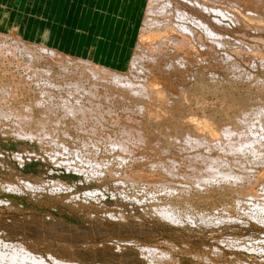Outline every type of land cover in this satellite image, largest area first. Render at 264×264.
Listing matches in <instances>:
<instances>
[{"label":"rangeland","instance_id":"rangeland-1","mask_svg":"<svg viewBox=\"0 0 264 264\" xmlns=\"http://www.w3.org/2000/svg\"><path fill=\"white\" fill-rule=\"evenodd\" d=\"M140 1L143 5L141 20L138 21L139 34L134 39L136 43L127 57V63H123L120 68L108 66L112 69H105L110 73L116 70L126 75L133 74L139 84L153 80L154 76L160 77L159 84L155 88L164 92L162 98L154 96L150 98L149 94L145 97L142 93L132 96L128 91L125 90V93L120 88L118 91V88L114 87L112 91L113 93L116 91L115 98L111 94L106 95V97L110 95L108 100L105 95L95 97V108L98 105L100 107V110L96 108L97 112H95L99 115L102 113V116L98 114V117L89 116L81 122L71 117L67 121L62 119L64 121L59 124L47 120L46 124L49 126H44L42 129L39 127L40 130L37 131L42 134L44 131L45 135H49L44 143L36 137L19 138L15 135L18 125L10 124L11 121L4 118L3 125L7 127L0 128V247L6 249L10 245L21 244L28 252L42 258L48 264H264V212H260L256 203L243 193L245 190H241V184L235 185L232 176L230 181L223 179L224 173L231 172L232 169V173L234 171L240 173L245 172L247 168L248 171L251 170L252 173L249 174L255 183L245 181L243 188L247 191L252 188L257 196L264 195V177H258V173L264 169L263 161L261 162L263 159L260 160L250 151H246L247 154L245 153L243 157L242 153L234 152V148L232 150L233 145L240 142L238 138L240 136L253 140L264 137V112L258 111L259 108L264 109V24H262L264 14L261 15L262 18L257 17L261 11L264 13V0L259 1L260 10L247 4L245 0L243 2L234 0L238 4L233 0H203V2L202 0H157L152 3V7L157 8L159 5L160 8L154 14L148 11L150 2L154 0ZM200 2L206 8H202ZM3 4L9 7L13 16L19 13L22 22L26 13L32 12L31 8L28 10L26 8L29 6V0H23L22 6L19 0H0V9ZM223 7L225 11H221L225 14L228 11L227 16L220 12V8ZM247 19L253 20L250 22ZM192 20H199L202 24L199 25L197 21ZM99 22L96 24L103 25V22L102 24ZM166 24L175 26L176 34L183 33V29L178 26L185 25L186 28L194 30L198 38L197 43H194L195 52H198L196 59L184 60L183 51L161 40H155L152 48L140 43V36L144 30L154 27L164 28ZM204 24L214 33L216 32L218 35H215L216 33L213 35L218 37L207 35L204 32L206 29L202 26ZM29 31L31 33V30ZM13 33L0 22V34L14 35ZM212 36L215 39L211 38ZM0 40L2 45L13 42L1 35ZM20 41L30 46L45 44L23 35L20 36ZM6 53L11 55L10 58ZM6 53H0V82L4 86L11 87V94H16L7 99V102L10 100L8 104L16 108V111L25 112L19 115L26 117L28 126L32 123L31 121L28 123L33 118L32 115H44L39 114L37 109L38 107V111L44 109L47 103L45 100H49V96L45 95H49L52 88L43 84L44 81H41L40 86L34 83L32 78L24 82V75H27V79L31 73L32 75L37 73L31 72L30 68L39 70L36 64V66L30 65L32 63L27 53L24 55L19 52ZM76 54L66 55L73 57L69 70L74 72L77 70L78 73L79 70L84 71V68L79 67L77 58L81 57ZM137 54L140 58L136 57ZM44 57L49 63L45 59L43 63L41 62V67L47 63L54 66V69L60 70L56 67L59 65L58 57L51 58L48 55ZM135 57L136 62L132 64ZM61 71L63 74L58 75L53 70L54 75L59 76L56 75L57 80H60L57 84L65 85L69 80L73 81L70 77L72 74L66 75L65 70ZM17 79L20 82H16ZM93 80H88L86 84L94 82L102 85V81ZM44 88L50 91L45 89L40 99ZM155 88L150 92L155 93L157 91ZM121 91L125 93L124 96ZM53 95L55 100L58 98L54 102H60L58 97L60 94L58 93L57 96L54 92ZM118 95H121V98ZM36 99L39 100L38 103L44 100L43 104L34 107L33 103L37 102ZM101 99L103 102H100ZM101 103L105 104L101 106ZM28 106L32 107L31 110H24ZM110 106L113 109H110L111 111L108 109ZM252 106L254 109H251ZM245 113L249 114L248 124L255 121L252 124L254 127L243 122L242 115ZM255 113L258 115L256 114L252 119ZM53 114L63 116L64 112L60 110ZM199 120L201 122L206 120L210 127L202 128ZM34 125L36 124L32 123L30 127L36 132L37 127ZM135 127L137 130L133 129ZM8 128L14 133L10 134ZM8 130L9 132H6ZM211 130L218 131L219 137L212 138ZM234 130L235 132L237 130L238 134L233 133ZM229 131L232 132L228 133ZM249 131L256 135H251ZM35 132L34 134H37ZM137 132L142 137L138 138ZM239 134L240 136H237ZM263 137L259 142L257 141L259 144L256 143L259 145L257 146L259 153L262 151V154H264ZM61 139V143L65 142L68 148L62 147V150H60L61 146L58 148L56 143ZM121 139H125V142H122L128 146L127 153L121 148L115 151L111 147L110 143L121 142ZM139 139L141 141H138ZM229 144L231 149L227 146ZM98 146L100 151L93 148ZM57 148L58 152H56ZM93 152H98V155L89 156L90 159L94 158L98 160L97 162L101 159L105 160L106 168L110 167L112 170L111 175L107 173L104 165L99 166L96 172L95 167L90 162H86L89 154L94 155ZM118 152L126 153L125 155L121 153L122 157L126 156L125 162L122 161V157L119 158ZM16 154L19 157L15 156ZM253 156L255 159L252 158ZM212 160L215 161L214 164H211ZM207 165L214 167L217 172L216 178L209 184L204 182L195 184L198 175L209 171ZM173 166H176L174 169L177 168L175 169L176 172L178 171L177 174ZM191 166L193 168H190ZM132 169L135 171L144 169L155 178L153 182L166 180L171 183L168 186L183 189L179 191L180 196L176 195L177 199L174 198L179 210L182 211L180 222H173L157 211L159 197L162 194L164 199L166 197L162 191L161 194L155 192L165 186H161L160 183L152 185L144 182L139 186H133L122 180L126 172ZM195 170L197 172L200 170L202 174L200 172L198 174ZM171 171L174 172L172 176ZM178 173L183 175L180 176ZM194 173H197L195 177H193ZM13 186H16L15 189ZM167 200H171L170 197ZM190 210L192 213L189 212ZM204 215L206 221L201 220Z\"/></svg>","mask_w":264,"mask_h":264},{"label":"bare ground","instance_id":"bare-ground-1","mask_svg":"<svg viewBox=\"0 0 264 264\" xmlns=\"http://www.w3.org/2000/svg\"><path fill=\"white\" fill-rule=\"evenodd\" d=\"M155 1H157V0H154V2L152 1V2H150V5H149V7H148V11H149V13H155V12H158V9L160 8L159 7V5H157V3L155 4V6L157 5L158 7L156 8H154V7H152V3H155ZM205 1V0H204ZM221 1V0H220ZM234 1V0H233ZM236 1H238V2H243L244 0H236ZM236 1H234V2H236ZM245 1H247V4H249V5H252V6H254V8L255 9H257L258 7H259V1H261V0H245ZM159 2V1H158ZM202 2H203V0H202ZM209 2H211V1H209ZM237 3V2H236ZM235 3V4H236ZM160 4V3H159ZM168 4H170V3H168ZM200 4H201V2H200ZM221 4V3H220ZM234 4V3H233ZM238 4V3H237ZM246 4V3H245ZM162 5H164V3L162 4ZM211 5V4H210ZM209 5V6H210ZM223 5V4H222ZM225 5V4H224ZM170 6V5H169ZM208 6V5H207ZM208 6V7H209ZM212 6H213V4H212ZM228 6V5H227ZM162 7V6H161ZM201 7L203 8V7H205L204 5H202L201 4ZM251 7V6H250ZM206 8V7H205ZM204 8V9H205ZM225 7H223V8H220V12H222L221 10H224L225 11V9H224ZM229 8V7H228ZM240 8V7H239ZM254 8H253V10H254ZM163 9V8H162ZM161 9V10H162ZM215 8H213V10H214ZM251 9V8H250ZM259 9V8H258ZM257 9V10H258ZM157 10V11H156ZM164 10V9H163ZM162 10V11H163ZM180 10V9H179ZM226 10H228V9H226ZM260 10V9H259ZM261 10H263V8L261 9ZM207 11V10H206ZM224 11L222 12V13H224ZM229 11H231L230 10V8H229ZM255 11V10H254ZM264 11V10H263ZM184 12V11H183ZM210 12V11H209ZM262 12V11H261ZM260 12V14H259V16H257V17H259V18H262V14H264V13H261ZM221 13V14H222ZM227 13H228V11H227ZM226 13V14H227ZM236 13V12H235ZM249 13H250V11H249ZM151 14H149V16L151 15ZM180 14V13H179ZM225 13H224V15L225 16H227ZM246 14H247V12H246ZM230 15V14H229ZM236 15V14H235ZM253 15V14H252ZM255 15V14H254ZM180 16V18H182V16L181 15H179ZM178 17V16H177ZM185 17V16H184ZM234 17V16H233ZM251 17V16H250ZM191 18V17H190ZM193 18V17H192ZM237 18V17H236ZM240 18H241V16H240ZM264 18V17H263ZM231 19H232V17H231ZM238 19V21H239V18H237ZM255 19H257V20H259L258 18H255ZM152 20V19H151ZM186 20H188V19H186ZM247 20H250V19H247ZM251 20H253V19H251ZM250 20V22H252ZM192 21H197V20H192ZM236 21V20H235ZM234 21V22H235ZM166 22V21H165ZM263 22V21H262ZM150 23H151V21H150ZM158 23V22H157ZM197 24H199V25H201L202 23L198 20L197 22H196ZM196 23H195V25H196ZM258 23V22H257ZM151 24H153V23H151ZM159 24V23H158ZM262 24H264V23H262ZM155 25V24H154ZM157 26V25H156ZM203 26V28H205L204 30V32L207 34V35H213V33H214V31L210 28V27H208V26H206L205 24L204 25H202ZM256 26V25H255ZM178 27H181L182 29H183V31L181 30V28H178V29H180L183 33H179L178 32V34H176L175 33V31H177L176 30V27L175 26H173L172 24H166V26L164 27V28H156V27H154V28H151V29H147V30H144L143 31V33L141 34V36H140V43L141 44H145V46H148L149 48H152L153 47V43H154V41L155 40H161L162 42H164L165 44H167V45H169V46H171L170 45V43L171 44H173V46L177 49V50H179V51H183V54H184V56H183V59L185 60V58H190V59H193V58H195L196 57V55L198 54V52H197V54H196V52H195V46H194V43L196 42V41H198V38L196 37L197 35L194 33V30H192V29H190L189 27H187L186 28V26L184 25V26H178ZM145 28V27H144ZM216 33V32H215ZM214 33V34H215ZM9 34H11V33H9ZM14 35H7V34H0L1 35V37H4L6 40H9V41H13V42H11V44H8V43H5V45H2V44H0V53H6V52H8V53H10V54H13L14 52H19V53H21V54H26L27 53V56L30 58V63H32V64H30L29 62V64L30 65H32V66H38V71H36V70H34V68H30V69H32L31 70V72L33 71V72H37V73H35V75L33 74L32 75V73H31V75H29V77H27V79H26V76L24 75H22L23 77H25L23 80H25L24 82H27L29 79L28 78H32V81H34V83L36 82V84H38V85H40L41 86V81L43 82L44 81V83L43 84H45V85H50V87L52 88L51 90L53 91H51V93L49 92V95H47L46 94V92L47 91H50L48 88H44L43 89V91H42V93L40 94L41 96H40V99H42V96H43V94H44V90L46 89L47 91L45 92V96H49V100H45V101H47V103H45L46 105L44 106V109H42V110H40V111H38L39 110V107H38V109H37V112L39 113V114H41V113H43L44 115H41V116H33L32 115V117L33 118H31V120H29V122L28 123H30V121L32 122V123H34V124H36V125H34V126H36L37 127V130H36V132H35V130L33 129V127H30V125L32 124V123H30V125H26V117H22L21 115H19L20 113H25L24 111H16L14 108H12L11 106V104H8L9 102H11L10 100H9V102H7V99H10L11 97H13V96H15L14 94H11V87L9 88V87H7V86H4L1 82H0V128L3 126V129H5L7 126L5 125H3L4 123H3V119L4 118H7V121L8 120H10L11 122H9L10 124H15L16 126L18 125V127H17V130H16V133H15V135H17L19 138H28V137H30V138H34V137H36V138H38L40 141H41V143L44 141L45 142V140H46V138H49L48 136V134H44V131H43V134L41 133V132H37L38 130H40L39 129V127L42 129L44 126H49V125H47L46 124V122H47V120L50 122V121H56V123H58L59 124V122H63L64 120H68V119H70L71 117H73V118H75L78 122H81V121H84V120H86L89 116H95L96 115V117H98V113H96L97 111V109L96 108H100V107H96L95 108V105H94V103H95V97L96 96H98V95H105V97H106V95L107 94H111V95H114L113 96V98H115V92L113 93V88L114 87H116V88H118V91H120V90H122V91H124L125 92V90H126V92L128 91L130 94H132V96L133 95H135V96H138V95H140V93H142L143 94V96H144V94H145V97H146V95L147 94H149V97L150 96H154V97H160V98H162L161 97V95H162V92L161 91H159V90H157L155 87L157 86V84H159L158 83V80H160L157 76L155 77H152L153 78V80H151V79H149V80H151V81H148V82H142V84H139V83H137L136 82V77H134L133 76V74L131 75L130 73L129 74H122V73H120V72H116V70H115V72H113V73H110L107 69H105V68H109V67H107V66H105V65H102V64H100V63H96V62H94V61H91V59L90 60H88V59H82V58H77V60H78V64H79V67H81V68H84V71H80L79 70V72L77 73L76 71L74 72V70L73 71H70L71 70V68L69 67V65H71V63H72V61H73V57H71V56H67L66 54L67 53H65V52H63L62 50H60V49H58V48H54V47H51V46H46L45 44H40V45H33V46H30L29 44H27V43H24V41H20V33H18V32H14L13 33ZM215 35H218L217 33L215 34ZM214 36V35H213ZM211 37V38H214V37ZM208 37V36H207ZM218 36H216L215 38H217ZM210 38V37H209ZM214 38V39H215ZM1 40H3L2 38H1ZM0 40V41H1ZM6 40H5V42H6ZM33 43V42H32ZM158 43V42H157ZM156 43V44H157ZM159 43H160V41H159ZM197 43V42H196ZM195 43V44H196ZM30 44H31V42H30ZM155 44V45H156ZM165 44H163V45H165ZM201 44V43H200ZM199 44V45H200ZM2 45V46H1ZM157 46V45H156ZM145 48V47H144ZM143 48V49H144ZM170 48V47H169ZM159 49V48H158ZM163 49V48H162ZM175 49V50H176ZM243 49V48H242ZM155 50V49H154ZM157 50V49H156ZM166 50V49H165ZM164 50V51H165ZM250 50V49H249ZM159 51H160V49H159ZM174 51V50H173ZM207 51V50H206ZM245 51V50H244ZM153 52V51H152ZM167 52V51H166ZM159 53V52H158ZM7 54V53H6ZM155 54V53H154ZM177 54H179V53H177ZM182 54V55H183ZM41 55H43V56H41ZM44 55H48L49 57H51V58H55V57H58V60H57V63L59 64L58 66H56L57 68H59L60 70H58V69H54V66L52 67V65H47V63H45V65H42V67H41V62L43 63V61H45V59H46V61L49 63V60H47V58L46 57H44ZM138 55V54H137ZM142 55V54H141ZM150 55V53L148 54V56ZM180 55V54H179ZM7 56H9L8 54H7ZM11 56V55H10ZM10 56H9V58H10ZM18 56V55H17ZM21 56V55H20ZM143 56V55H142ZM162 56H163V54H162ZM178 56V55H177ZM212 56H213V53H212ZM253 56V55H252ZM255 56V55H254ZM12 57H14L13 55H12ZM137 58H140V56L138 55V56H136ZM136 57H135V59L134 60H132V64L133 63H135L136 62ZM6 58V57H5ZM74 58H75V56H74ZM153 58V57H152ZM182 58V57H181ZM196 59V58H195ZM9 60V59H8ZM52 60V59H51ZM89 61L90 63H93V64H95L96 66H92L90 63H88L87 61ZM155 60V59H154ZM202 61V60H201ZM7 62V61H6ZM11 62V61H10ZM17 62V61H16ZM198 62V61H197ZM5 63V62H4ZM24 63V62H23ZM27 63V64H28ZM88 63V64H87ZM154 63V62H153ZM180 63V62H179ZM26 64V65H27ZM36 64V65H35ZM55 64H56V62H55ZM181 64V63H180ZM24 65V64H23ZM57 65V64H56ZM154 65V64H153ZM188 65V64H187ZM12 66V65H11ZM21 66V65H20ZM25 66V65H24ZM31 66V67H32ZM43 66H46L45 68L43 67ZM23 67V66H22ZM30 67V66H29ZM79 67H77V68H79ZM157 68V67H156ZM29 69V68H28ZM36 69V68H35ZM70 69V70H69ZM80 69V68H79ZM109 69H112V68H109ZM9 70V69H8ZM13 70V69H12ZM53 70L55 71V72H57L58 73V75L59 74H63V72L61 71V70H65V72H66V75H70V74H72V75H70V77H72L73 78V81H70L69 80V83L67 84H65V85H61V83H60V85L59 84H57V82H59L60 80H57L58 79V77L56 76V75H54V73H53ZM5 71V70H4ZM17 71H15V73H16ZM62 72V73H61ZM69 72V73H68ZM157 72V71H156ZM155 73V72H154ZM5 74H6V72H5ZM12 74H13V72H12ZM23 74V73H22ZM109 74H111L110 76H109ZM165 74V73H164ZM7 75V74H6ZM16 76H17V74H16ZM21 76V75H20ZM19 76V77H20ZM55 76L57 77V78H55ZM0 77H1V75H0ZM3 77V76H2ZM5 77V76H4ZM87 77H91V78H87ZM55 78V79H54ZM151 78V77H150ZM8 79V78H7ZM10 79H12V78H10ZM20 79V78H19ZM21 79H22V77H21ZM63 79V78H62ZM71 79V78H70ZM92 80V79H94V80H96L97 82H99V80L100 81H102V85H97L96 83H94V82H90L89 84H86L87 83V81L88 80ZM9 80V79H8ZM16 80V79H15ZM68 80V79H67ZM93 80V81H94ZM12 82V81H11ZM16 82H20V80L18 81V79H17V81ZM21 83H23V82H21ZM20 83V84H21ZM63 83H65V82H63ZM99 83V84H100ZM2 84V85H1ZM12 84V83H11ZM261 84V83H260ZM31 85V84H30ZM13 87H14V85H12ZM44 86V85H43ZM47 86V87H48ZM112 86V87H111ZM18 87H20L19 85H18ZM30 87V86H29ZM119 88H120V90H119ZM153 88H155L157 91H155V93H153V92H150V90H152ZM158 88V87H157ZM30 89V88H29ZM42 89V88H41ZM177 89V88H176ZM154 90V89H153ZM162 90V89H161ZM164 90H165V88H164ZM18 91V90H17ZM29 91V90H28ZM121 91V93L123 94V96H124V94L126 93H124V92H122ZM166 91V90H165ZM54 92L55 93H57V96H58V93L60 94L58 97H59V100H60V102H58V103H55L54 101H56V100H58V98L55 100L54 99V97H55V95H53L54 94ZM262 92V91H261ZM13 93V92H12ZM53 93V94H52ZM118 93V92H117ZM164 93V92H163ZM168 93V92H167ZM119 94V93H118ZM56 96V97H57ZM108 96H110V95H108ZM107 96V97H108ZM119 96V95H118ZM121 96V95H120ZM119 96V97H120ZM163 96V95H162ZM170 96V95H169ZM106 97V98H107ZM110 97H108L107 98V100L109 99ZM121 98V97H120ZM126 98V97H125ZM151 98V97H150ZM164 98V97H163ZM98 99V98H97ZM112 99V98H111ZM116 99H117V97H116ZM123 99V98H122ZM130 99V98H129ZM104 100V99H103ZM120 100V99H119ZM157 100V99H156ZM160 100V99H159ZM163 100V99H162ZM198 100V99H197ZM201 100V99H200ZM36 101H37V99H36ZM39 101V100H38ZM38 101L35 103H33V106L35 105H37V106H39V105H41L40 103H42L43 104V102H44V100H40V102L38 103ZM98 101H99V99H98ZM110 102H111V100H109ZM168 101V100H167ZM48 102H49V104H48ZM100 102H103L102 101V99H101V101ZM99 102V103H100ZM108 102V101H107ZM157 102V101H156ZM60 103V104H59ZM98 103V104H99ZM170 103V102H169ZM13 104V103H12ZM39 104V105H38ZM48 104V105H47ZM102 104L104 105L105 103H101V106H102ZM161 104V103H160ZM163 104V103H162ZM168 104V103H167ZM186 104V103H185ZM188 104V103H187ZM194 104H195V102H194ZM11 105V106H10ZM176 105V104H175ZM196 105V104H195ZM24 106V105H23ZM30 106V105H29ZM25 107L26 109H24V110H28V109H30L31 110V108L30 107ZM34 106V107H35ZM108 106V105H107ZM112 106V105H111ZM111 106L108 108L109 109V111H111L110 109H112L111 108ZM163 106V105H162ZM247 106V105H246ZM249 106V105H248ZM16 107V106H15ZM21 107V106H20ZM51 107H53V108H51ZM197 107V106H196ZM202 107V106H201ZM205 107V106H204ZM37 108V107H36ZM41 108V107H40ZM203 108V107H202ZM253 108V106L251 107V109ZM22 109V108H21ZM58 109H60L61 110V112H64V115L63 116H60L59 114L58 115H55V114H53V113H57V112H60V110H58ZM95 109V110H94ZM191 109V108H190ZM250 109V108H249ZM254 109V108H253ZM34 110V109H33ZM33 110H32V112H33ZM100 110V109H99ZM99 110H98V112H99ZM113 110V109H112ZM256 110V109H255ZM96 111V112H95ZM106 111H108V110H106ZM108 111V112H109ZM180 111V110H179ZM259 112L260 111H263L264 112V109L262 110V109H260L259 108V110H258ZM28 112H30V111H28ZM31 112V113H32ZM107 112V113H108ZM258 112V114H260ZM34 113V112H33ZM91 113H93V115L91 114ZM110 113V112H109ZM250 113V112H249ZM252 113V112H251ZM253 113H254V111H253ZM61 114V113H60ZM98 114V115H97ZM112 114H113V112H112ZM257 113H255V114H253V116H252V119H253V117H255V115H256ZM257 114V115H258ZM264 114V113H263ZM262 114V115H263ZM31 115V114H30ZM62 115V114H61ZM101 116L103 115L102 113L100 114ZM99 115V116H100ZM110 115H111V113H110ZM252 115V114H251ZM251 115H250V117H251ZM242 116H244V119H243V122H246L247 124L249 123V114L248 113H245V115H242ZM107 117V116H106ZM114 117V116H113ZM194 117V116H193ZM256 118H257V116H256ZM62 119H64V120H62ZM92 119V118H91ZM95 119V118H94ZM105 119V118H104ZM109 119V118H108ZM182 119V118H181ZM240 119H242V118H240ZM258 119V118H257ZM6 120V119H5ZM89 120V119H88ZM194 120V119H193ZM256 120V119H255ZM108 121V120H107ZM192 121V120H191ZM200 121V120H199ZM239 121V120H238ZM252 121V120H251ZM257 121H259V120H257ZM187 122V121H186ZM201 122V121H200ZM253 122H255V121H252V123H250L251 125L253 124ZM262 122V121H261ZM27 123V124H28ZM55 123V124H56ZM181 123V122H180ZM184 123V122H183ZM183 123H182V125H183ZM240 123V122H239ZM65 124V123H64ZM67 124V123H66ZM186 124V123H185ZM193 124V123H192ZM201 127L202 128H209L210 127V125L207 123V121L206 120H203L201 123ZM241 124H243L242 122H241ZM250 124H248V125H250ZM255 124V123H254ZM259 124H260V122H259ZM244 125V124H243ZM12 126V125H11ZM10 126V127H11ZM52 126V125H51ZM245 126H246V124H245ZM253 127H254V125H252ZM260 126V125H259ZM137 127V126H136ZM136 127L135 128H133V129H136ZM242 127H244V126H242ZM250 127V126H249ZM57 128V127H56ZM246 128V127H245ZM251 128V127H250ZM258 128V127H257ZM261 128H262V126H261ZM9 129V128H8ZM53 129V128H52ZM59 129V128H58ZM200 129V128H199ZM10 130V134L11 133H14V131L13 130H11V129H9ZM9 130L8 131H6V132H9ZM137 130V129H136ZM258 130V129H257ZM262 130L263 129H261V132H262ZM11 131H13V132H11ZM48 131V130H47ZM34 132L35 133H37V134H34ZM93 132H95V131H93ZM129 131H127V133H128ZM139 132V131H138ZM138 132H137V134H138ZM211 132H212V138H214L215 139V137H219V132L218 131H213V130H211ZM232 131H229L228 133H231ZM236 132H237V130H236ZM235 132V130H234V132L233 133H236ZM242 132H243V130H242ZM248 132V131H247ZM250 132V131H249ZM62 133V132H61ZM96 133V132H95ZM97 133H99V132H97ZM125 133H126V131H125ZM232 133V134H233ZM244 133V132H243ZM243 133H242V135H243ZM251 133V132H250ZM256 133H257V131H256ZM263 133V132H262ZM57 134V133H56ZM100 134V133H99ZM137 134H136V136H137ZM236 134H238V133H236ZM253 133H251V135H252ZM229 135V134H228ZM244 135H245V133H244ZM253 135H256V134H253ZM65 136H67V135H65ZM232 136V135H231ZM237 136H240V134L239 135H237ZM64 137V136H63ZM139 137H142V136H139V134H138V138ZM261 137H263V136H261ZM261 137H260V139H261ZM56 138H57V136H56ZM102 138V137H101ZM127 138V137H126ZM125 138V139H126ZM238 138H240V142L238 143V144H235V145H233V147H232V150H233V148H234V152L236 151V152H238V153H242L243 154V157H244V155H245V153H246V151H250V152H252L251 154H255V156L257 157V158H260V160L261 159H263V160H261V162H262V164H264V154H262L261 152L262 151H260V153H259V145H256V143L257 144H259L258 142H259V140H257V138H255V140H253V138L252 139H249V138H246V136H240V137H238ZM96 139H98V138H96ZM103 139V138H102ZM125 139H121V142L123 141V142H127V139L125 140ZM263 139H264V137H263ZM54 140V139H53ZM64 140V139H63ZM125 140V141H124ZM111 141H113V140H111ZM118 141H120V139L118 140ZM130 141V140H129ZM138 141H141L140 139L138 140ZM258 141V142H257ZM43 142V143H44ZM47 142V141H46ZM62 142V139H61V141H58L57 143H56V141H54V144L56 143V144H58V148L61 146V149L60 150H62L63 148L64 149H66V148H68L65 144V142H63V143H61ZM100 142V141H99ZM115 142V141H114ZM121 142H115V143H110L111 144V147L115 150H117V148H121V149H123L125 152H126V149H127V144L126 143H121ZM261 142V141H260ZM53 143V142H52ZM128 143V142H127ZM46 144V143H45ZM63 144V145H62ZM87 144V143H86ZM228 144V143H227ZM255 144V145H254ZM263 144V143H262ZM96 145H97V143H96ZM51 146V145H50ZM95 146V145H94ZM108 146H110V145H108ZM227 146H229V148L231 149V147H230V144L229 145H227ZM258 146V147H257ZM260 146H261V144H260ZM57 147V146H56ZM63 147V148H62ZM88 147H90L89 145H88ZM87 147V148H88ZM101 147V146H100ZM263 147V146H262ZM57 148V149H58ZM93 148H95V149H99V151H100V148H99V146H98V148L97 147H93ZM79 149V148H78ZM83 149H84V147H83ZM263 149H264V147H263ZM68 150V149H67ZM77 150V149H76ZM91 150V149H90ZM90 150H89V152H90ZM115 150V151H116ZM129 150V149H128ZM55 151V150H54ZM59 151V149L58 150H56V152H58ZM63 151H65V150H63ZM80 151H82V150H80ZM88 151V150H87ZM86 151V152H87ZM92 151H94V150H92ZM98 151V152H99ZM111 151V150H110ZM119 151V150H118ZM123 151V152H124ZM74 152V151H73ZM76 152V151H75ZM74 152V153H75ZM97 152V153H98ZM109 152V151H108ZM230 152H232V151H230ZM69 153H71V152H69ZM96 152L94 153L93 152V154L94 155H90L89 153V155H88V157L89 156H95V154H97ZM106 153V152H105ZM119 153V152H118ZM121 153L122 152H120L119 153V158H121L123 155H125L126 153H122L123 155L121 156ZM129 153V152H128ZM259 153V154H258ZM264 153V152H263ZM83 154V153H82ZM87 154V153H86ZM247 154V153H246ZM253 154V155H254ZM76 155V154H75ZM98 155V154H97ZM96 155V156H97ZM238 155H240V154H238ZM15 156H17V154L15 155ZM21 156V155H20ZM87 156V155H86ZM248 156V155H247ZM17 157H19V155L17 156ZM239 157V156H238ZM79 158H80V156H79ZM96 158V157H95ZM252 158H254L255 159V157L253 156ZM256 158V159H257ZM82 159V158H81ZM94 158H92V159H90V157H89V159H87L86 160V162H90V164H92V166L93 167H95V169H96V172H97V168L100 166L101 167V165L103 166H105V168H106V166H107V163H105L104 161L105 160H103V159H101V160H103V161H101L100 160V162H97L98 160H96V159H94ZM247 159V158H246ZM254 159H253V161H254ZM125 160H127L126 159V156L125 157H122V161L123 162H125ZM236 160V159H235ZM259 160V159H258ZM259 160V161H260ZM121 161V160H120ZM162 161V160H161ZM239 161H240V159H239ZM238 161V163H240ZM243 161V160H242ZM255 161H257V160H255ZM259 161H257V162H259ZM212 162L213 163H211V164H214L215 163V161H213L212 160ZM235 162V161H234ZM250 162V161H249ZM85 163V162H84ZM160 163V162H159ZM162 163V162H161ZM158 164V163H157ZM163 165H164V163H162ZM256 164V163H255ZM159 165V164H158ZM165 165H166V163H165ZM251 165V164H250ZM68 166V165H67ZM162 166V165H161ZM71 167H73V166H71ZM166 167V166H165ZM170 167V166H169ZM174 167H176V166H173V169H174ZM188 167V166H187ZM238 166H236V168H237ZM240 167V166H239ZM159 168V167H158ZM161 168V167H160ZM167 168H168V166H167ZM190 168H193V166H191ZM194 168H197V167H194ZM203 168V167H202ZM209 171H207V173H205V171H204V173L205 174H203V175H198V178L196 179V181H195V184L197 183H201V182H204V183H206V184H209L210 183V181H212V180H214L215 178H216V175L215 174H217V172L214 170V167L212 166V165H207V167H206ZM231 168V167H230ZM235 168V169H236ZM242 168V167H241ZM253 168V167H252ZM170 169L172 170V167H170ZM170 169H168V171L170 170ZM175 169H177V168H175ZM174 169V170H175ZM198 169H199V167H198ZM197 169V170H198ZM239 170H241L240 168H238ZM243 169V168H242ZM250 169V168H249ZM165 171H166V168L164 169ZM173 170V171H174ZM181 169L179 168V171H180ZM187 170H189V168L187 169ZM191 170H193V169H191ZM201 170V169H200ZM200 170L197 172L196 170V172L198 173V174H202V172H200ZM245 170V169H244ZM244 170H242V171H244ZM246 170L248 171V169L246 168ZM245 170V172H240V173H235V171H234V173H232V171H233V169L231 170V172H228V171H230V169L227 171L228 173H224V176H223V179L224 180H229L230 181V178H231V176H232V179L235 181V185L237 184V185H239V184H241V190H245L243 193H245V195H247V197H249L250 198V200H253V202H255L256 203V205H257V209L260 211V212H264V195H260V196H257V195H255L256 193H254L253 192V189L251 188V190L250 191H247V189H244L243 188V185H244V183H245V181H249V182H251L252 184L253 183H255L254 181H252V179H251V176H250V174H249V172L250 173H252L251 172V170L250 171H248V173H247V171ZM106 171H107V173L108 174H110L111 175V173H112V170H110V167H108V168H106ZM128 171H130V170H128ZM167 171V172H168ZM173 171H171V173H170V175L172 174V172ZM254 171V170H253ZM256 171V170H255ZM175 172H176V170H175ZM178 172V171H177ZM177 172H176V174H177ZM200 172V173H199ZM259 172V171H258ZM99 173V172H98ZM98 173H96V174H98ZM105 173V172H104ZM174 173V172H173ZM191 173H193L192 171H191ZM197 173H194V175H193V177H195V175L197 174ZM103 174V173H102ZM101 174V175H102ZM180 176H182L183 174H185L184 173V171H183V174L181 175L180 173H178ZM187 174V173H186ZM189 174V173H188ZM233 174V175H232ZM254 174H255V172H254ZM259 175H258V177H264V169L262 170V171H260V173H258ZM93 175V174H92ZM99 175H100V173H99ZM173 175V174H172ZM171 175V176H172ZM186 176V175H185ZM187 177H189L188 175H187ZM197 177V176H196ZM190 178H192V177H190ZM100 179V178H99ZM153 179H155L154 177H152L151 176V174H149V173H147V172H145L144 171V169H140V170H138L137 169V171H135V170H131L130 172H126V174H125V177H124V179H122L123 181H125V182H127V183H130V184H133V186L135 185H137V186H139V184L141 183V182H144V184L145 183H150V184H152V185H155V183L157 184H159L160 183V185L161 186H165V187H161L160 188V190L158 191V192H155V193H159V194H161L160 193V191H162V192H164V196L166 197V199H164L163 197H162V195H161V197H159V203L157 204V211L158 212H160L165 218H169L171 221H173V222H180L181 220H182V217H181V215H182V211L181 210H179V208H178V206H177V204H176V201L174 200V198L175 199H177V197H176V195H179V191H181V190H183V189H180V188H176L175 186L173 187V186H168L169 184H171V183H169V182H167L166 180H159L158 182H153L152 180ZM193 179V178H192ZM195 179V178H194ZM256 181V183H257V180H255ZM124 182V183H125ZM259 182V181H258ZM25 183V182H24ZM27 183V182H26ZM262 183V182H261ZM29 184V183H28ZM194 184V185H195ZM226 184V183H225ZM248 184V183H247ZM251 184V185H252ZM11 185V184H10ZM26 185V184H25ZM230 185V184H229ZM234 185V186H235ZM27 186V185H26ZM29 186V185H28ZM27 186V187H28ZM30 186H32V185H30ZM58 186V185H57ZM56 186V187H57ZM181 186V185H180ZM200 187H201V185H199ZM204 186V185H203ZM11 187V186H10ZM9 187V188H10ZM14 187V186H13ZM16 187V186H15ZM15 187H14V189H15ZM34 187V186H33ZM156 187V186H155ZM155 187H153V188H155ZM186 187V186H185ZM205 187V186H204ZM213 187V186H212ZM222 187V186H221ZM253 187V186H252ZM264 187V186H263ZM8 188V189H9ZM169 188V189H168ZM229 188V187H228ZM227 188V189H228ZM234 188V187H233ZM254 188V187H253ZM18 189V188H17ZM220 189V188H219ZM227 189H225V190H227ZM235 189V188H234ZM19 190H21V189H19ZM224 190V189H223ZM230 190H231V188H230ZM233 190V189H232ZM155 191V190H154ZM196 191V190H195ZM206 191V190H205ZM207 191H209V190H207ZM222 192V191H221ZM257 192V191H256ZM262 193V192H261ZM180 196V195H179ZM170 197V199L171 200H167V198H169ZM173 198V199H172ZM156 199V198H155ZM190 199V198H189ZM240 200V199H239ZM182 201V200H181ZM186 201V200H185ZM180 202V201H179ZM179 202H177L178 204H179ZM192 202H193V200H192ZM186 203V202H185ZM236 203V202H235ZM239 203V202H238ZM255 203H254V205H255ZM189 205H190V203H189ZM191 209V208H190ZM241 210V209H240ZM201 211V210H200ZM204 211V210H203ZM189 212H191V210L189 211ZM194 212V211H193ZM205 212H207V211H205ZM192 213V212H191ZM196 213V212H195ZM202 213V212H201ZM204 213V212H203ZM206 214V213H205ZM191 215V214H190ZM195 215V214H194ZM197 215V214H196ZM255 216H257L258 214H254ZM253 215V216H254ZM183 216V215H182ZM201 216V215H200ZM209 216V215H208ZM259 216V215H258ZM263 216V215H262ZM188 217H190V216H188ZM184 218V217H183ZM205 220L206 221V216L204 215V216H202L201 217V220ZM208 219H209V217H208ZM207 219V220H208ZM218 220V219H217ZM212 221V220H211ZM214 222V221H213ZM1 240V239H0ZM5 246V245H4ZM4 248V247H3ZM0 264H48V262H45L42 258H39V257H37V256H35L34 254H31L30 252H28L26 249H25V247H23L21 244H18L17 243V245L15 244V245H10L8 248H6V249H1V247H0Z\"/></svg>","mask_w":264,"mask_h":264},{"label":"crops","instance_id":"crops-1","mask_svg":"<svg viewBox=\"0 0 264 264\" xmlns=\"http://www.w3.org/2000/svg\"><path fill=\"white\" fill-rule=\"evenodd\" d=\"M19 1L22 6L23 0ZM141 3L140 0H29L30 7L26 8L32 12L26 13L25 22L20 21L19 13L13 16L5 4L1 5L0 22L10 31L65 53H77L83 59L120 68L127 63L139 34ZM98 21L103 25L96 24Z\"/></svg>","mask_w":264,"mask_h":264}]
</instances>
